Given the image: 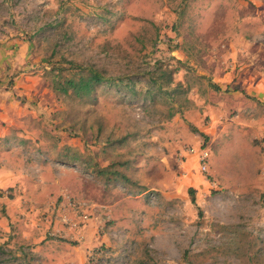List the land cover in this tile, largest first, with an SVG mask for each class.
<instances>
[{
  "label": "rangeland",
  "instance_id": "rangeland-1",
  "mask_svg": "<svg viewBox=\"0 0 264 264\" xmlns=\"http://www.w3.org/2000/svg\"><path fill=\"white\" fill-rule=\"evenodd\" d=\"M0 264H264V0H0Z\"/></svg>",
  "mask_w": 264,
  "mask_h": 264
},
{
  "label": "trees",
  "instance_id": "trees-1",
  "mask_svg": "<svg viewBox=\"0 0 264 264\" xmlns=\"http://www.w3.org/2000/svg\"><path fill=\"white\" fill-rule=\"evenodd\" d=\"M74 67L78 70L72 76L59 78L60 75H53L51 79L53 90L56 93L69 94L77 98L88 97L94 99L92 94L95 86L106 82L107 78L99 70L92 67L86 69L76 65ZM210 85L214 90L220 89L216 84L211 83ZM100 172L104 173L105 169L100 170Z\"/></svg>",
  "mask_w": 264,
  "mask_h": 264
},
{
  "label": "built area",
  "instance_id": "built-area-1",
  "mask_svg": "<svg viewBox=\"0 0 264 264\" xmlns=\"http://www.w3.org/2000/svg\"><path fill=\"white\" fill-rule=\"evenodd\" d=\"M186 152L188 154H192L196 156V160L199 166V169L204 172L208 169V161H209V153L205 148H202L201 146L198 147H189L186 149Z\"/></svg>",
  "mask_w": 264,
  "mask_h": 264
}]
</instances>
